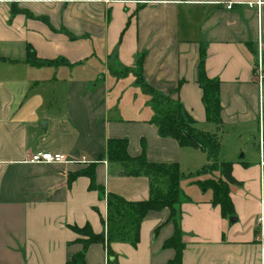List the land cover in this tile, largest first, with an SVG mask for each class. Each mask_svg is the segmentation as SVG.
<instances>
[{"label": "crops", "instance_id": "0c3cea01", "mask_svg": "<svg viewBox=\"0 0 264 264\" xmlns=\"http://www.w3.org/2000/svg\"><path fill=\"white\" fill-rule=\"evenodd\" d=\"M258 40L264 44V0H0V264H66L82 250L72 226L104 231L106 194L148 198L146 177L126 176L104 157L109 139H126L130 156L177 163L184 175L207 162L201 149L158 135L134 73L138 59L152 88L219 138V153L231 154L219 160L232 163L237 182L228 185L230 223L211 191L193 182L203 175L180 179L186 198L175 264H264ZM201 56L219 82L221 124L205 117ZM36 152L68 161L30 162ZM168 217L167 209L149 212L136 245L111 242L110 255L90 245L85 264H168L176 254L163 246L174 233Z\"/></svg>", "mask_w": 264, "mask_h": 264}, {"label": "trees", "instance_id": "16d2710c", "mask_svg": "<svg viewBox=\"0 0 264 264\" xmlns=\"http://www.w3.org/2000/svg\"><path fill=\"white\" fill-rule=\"evenodd\" d=\"M137 62L134 72L136 80L142 92L151 96L152 101L149 100L148 103L154 111L151 122L156 126L158 135L175 139L180 145L201 149L206 154L207 162L195 173L184 175L177 163L150 162L144 154L130 156L127 152L126 139H109L104 157L109 162L120 164L126 176L146 177L149 182V196L143 200L127 201L120 196L106 194V216L101 218L104 231L95 233L88 224L83 227L72 226V230L79 236L76 241L82 245V250L66 264H85V252L92 244L106 246L109 255L111 242L126 241L136 245L141 222L149 212L164 209L169 211L168 221L172 222L174 233L163 246L171 247L176 252L174 260L168 264L179 263L183 249L182 233L179 228L180 204L186 198L180 189L179 181L185 176L193 178L218 172V178L196 179L193 182L198 183L204 190L211 191V202L220 207L223 217H231L234 213L228 185L237 182L231 174L232 163L218 160L219 138L213 133L197 129L192 118L184 114L177 99L152 88L142 76L141 59ZM197 82L202 90L201 99L206 120L221 124L219 82L207 77L203 56L198 64ZM90 186L94 187L93 182ZM97 189L104 196V189L102 187Z\"/></svg>", "mask_w": 264, "mask_h": 264}, {"label": "built area", "instance_id": "2783aa9c", "mask_svg": "<svg viewBox=\"0 0 264 264\" xmlns=\"http://www.w3.org/2000/svg\"><path fill=\"white\" fill-rule=\"evenodd\" d=\"M98 1H105V0H98ZM230 8V5L227 6ZM264 44L261 40L257 41L256 45V60L254 63V70H255V77L257 80L258 85L261 87V85L264 83ZM263 141L260 140L261 146ZM82 161L85 159L82 158ZM30 162L33 163H59V162H65L68 161L67 156L59 153H52V152H36L31 155ZM257 225L259 229V235L263 237L264 235V219L262 216H260L257 220Z\"/></svg>", "mask_w": 264, "mask_h": 264}, {"label": "rangeland", "instance_id": "374dc122", "mask_svg": "<svg viewBox=\"0 0 264 264\" xmlns=\"http://www.w3.org/2000/svg\"><path fill=\"white\" fill-rule=\"evenodd\" d=\"M150 100L152 101L151 96H150ZM154 101H156V99ZM227 153L228 152L224 149L221 153L218 154V160H219V158L220 159H222V158L227 159L228 157H230L229 155H231V154H229V153L227 154ZM238 155H241V153H239ZM218 176H219L218 172H212V173H209V174H204L203 176H200L199 178H201V179H204L206 177L218 178ZM201 189L204 190V188H201Z\"/></svg>", "mask_w": 264, "mask_h": 264}, {"label": "water", "instance_id": "95a60500", "mask_svg": "<svg viewBox=\"0 0 264 264\" xmlns=\"http://www.w3.org/2000/svg\"><path fill=\"white\" fill-rule=\"evenodd\" d=\"M234 221H236V218H235V217H232V216L229 217V222H230V223H233Z\"/></svg>", "mask_w": 264, "mask_h": 264}]
</instances>
